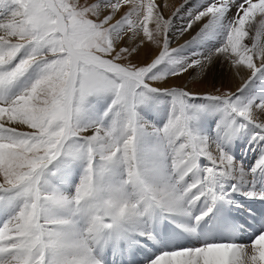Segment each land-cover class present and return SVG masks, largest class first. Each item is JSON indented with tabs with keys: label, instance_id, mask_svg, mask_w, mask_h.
<instances>
[{
	"label": "snow or ice",
	"instance_id": "obj_1",
	"mask_svg": "<svg viewBox=\"0 0 264 264\" xmlns=\"http://www.w3.org/2000/svg\"><path fill=\"white\" fill-rule=\"evenodd\" d=\"M0 264H264V0H0Z\"/></svg>",
	"mask_w": 264,
	"mask_h": 264
},
{
	"label": "rangeland",
	"instance_id": "obj_2",
	"mask_svg": "<svg viewBox=\"0 0 264 264\" xmlns=\"http://www.w3.org/2000/svg\"><path fill=\"white\" fill-rule=\"evenodd\" d=\"M178 42H183V40H180ZM144 58H145L144 52L142 51L140 56L137 57V59L143 60ZM218 70H220L219 65L213 67L208 73L209 76L207 77V79L203 83H194V84H192V87L197 88V89H201V90H212L213 86L221 87L222 83H224V85H228L230 83V86H232L233 81L228 82L229 78H227L225 75H223L222 78L218 77V75H219V74L217 75ZM191 79H192L191 76L185 78V80L189 81V82L191 81ZM185 80H182L180 84H183L185 82ZM211 125L213 126V123ZM236 143L239 146L237 159H239V156L242 157V155H243L242 153H244V150H246L247 153L249 152V154H252V156H250V157H251V160L253 163L254 158H256L257 151H258L257 150V147H258L257 143L252 142L248 136H245L243 139L236 141Z\"/></svg>",
	"mask_w": 264,
	"mask_h": 264
},
{
	"label": "bare ground",
	"instance_id": "obj_3",
	"mask_svg": "<svg viewBox=\"0 0 264 264\" xmlns=\"http://www.w3.org/2000/svg\"><path fill=\"white\" fill-rule=\"evenodd\" d=\"M166 2L168 3V4H170V5H173V4H179V2H180V0H166ZM219 74V75H218ZM217 75H218V77L219 78H222L223 77V75H224V70L223 69H221L220 68V70H218V72H217ZM208 76H209V74H208ZM220 80V79H219ZM221 81V80H220ZM229 81H233V85H232V87H234L235 86V84H237V83H239V80L238 79H236V80H232V79H228V82ZM227 82V83H228ZM177 83H181V81H177ZM228 86H230V83L228 84ZM211 127L212 128H215V123L213 122V126L211 125ZM237 148H238V145H233V148H232V151H233V154L235 153V149L237 150ZM257 150H258V147H257ZM244 154V153H243ZM250 156H252V154H249V152L248 153H245L244 155H242V157H241V159H244L243 161H244V163H246L247 161H249V159H251V157ZM254 160H255V158H254ZM238 199H239V201L241 202V203H243L244 204V207H245V209L246 208H248V207H250V204L252 203L251 201H248V200H246L243 196H239L238 197ZM243 210H241V212H242ZM237 215H239L240 213L238 212V213H236Z\"/></svg>",
	"mask_w": 264,
	"mask_h": 264
}]
</instances>
